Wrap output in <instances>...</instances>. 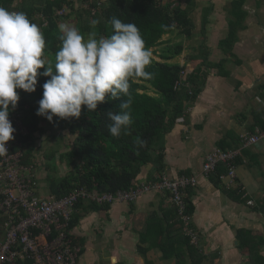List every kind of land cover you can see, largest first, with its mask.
Masks as SVG:
<instances>
[{"label":"crops","instance_id":"crops-1","mask_svg":"<svg viewBox=\"0 0 264 264\" xmlns=\"http://www.w3.org/2000/svg\"><path fill=\"white\" fill-rule=\"evenodd\" d=\"M235 1L174 0L173 6L191 8L193 33L188 37L176 28L164 34L161 43L152 48L151 57L185 66L189 72L204 56L219 63L225 57L220 43L229 33ZM35 2L13 0L12 5L30 7ZM243 9L246 17L234 54L222 66L210 68L201 93L189 109L188 120L179 118L164 137V173L172 178L183 174L198 177V183L191 187L195 205L192 226L200 233L198 247L206 255L203 264H245L248 255L239 232L248 230L264 237V135L257 144L240 145L242 153L232 187H227L229 176L216 183L212 174L202 172L207 153L220 143L226 142L227 149L240 148L244 135L264 132L256 125V112L264 114V0H244ZM40 14L36 16L42 17ZM178 43L184 46L182 52L164 59L166 48ZM198 50H206L200 61L193 58ZM151 169L152 164L144 166L138 181L151 180ZM41 171L37 175L45 189L42 178L46 176ZM173 205L169 193L151 191L135 202L115 201L109 207L88 211L71 231L84 249L80 264H106L104 252H108L110 264H145L139 252L141 238L152 229L158 230L162 223L169 231L176 230ZM146 257L155 264H176L175 258L162 257L159 248L149 249Z\"/></svg>","mask_w":264,"mask_h":264},{"label":"trees","instance_id":"trees-1","mask_svg":"<svg viewBox=\"0 0 264 264\" xmlns=\"http://www.w3.org/2000/svg\"><path fill=\"white\" fill-rule=\"evenodd\" d=\"M36 2L30 7H14L13 0H0V7L9 11L13 9L22 11L26 13L31 22L40 26L45 38L44 58L53 64L55 54L60 48L58 37L61 33L58 25L63 23L64 18L70 19L74 16L75 26L85 38L90 32H95L97 38L110 36L113 33L110 23L113 16L121 19L122 22L134 23L142 35L145 47L151 54L152 48L161 43L164 34L178 28L190 37L194 29V22L190 16L191 8L183 7L181 4L173 6L174 0H36ZM243 3L244 0H236L233 3V19L230 21L229 33L220 43L225 57L219 63L212 62L204 56L198 67L189 72L185 66L155 61L151 57L146 71L152 73V77L150 79L130 78L132 123L127 131L122 130L118 137L109 133L107 125L110 121L106 113L108 111L118 112L119 104L128 97L122 95L116 100L106 97L104 102L98 103L95 111L90 112L86 106H82L79 118L61 119L54 116L53 121L49 122L45 117L36 113L39 107L38 101L42 98V85L50 77L38 76L36 90L33 92L18 89L20 99L17 105L29 131L28 134L21 136L24 142L23 160L25 163L33 164L38 169L35 143L43 136L64 138L66 135L64 133L67 131L69 137L73 138L66 143L71 147L67 146L68 149L63 151L59 158L66 161L72 168L62 176L55 173L47 174L49 193L62 197L80 187L101 193L130 189L138 182L143 167L148 164H152L151 179L155 180L163 174L165 169L164 137L174 128L179 118L184 117L188 120L189 109L201 93L210 68L222 66L227 61V57L234 54L233 48L238 38V31L244 27L246 17ZM64 7L68 8L66 9V11L69 10L68 14H65L66 12L63 15L58 14V11ZM38 12H41L43 17H37ZM93 20L99 23L92 25ZM45 22L46 25H44ZM183 48L181 43L170 45L166 48V56L162 55V57L169 59L182 52ZM193 58L200 61L201 53L193 55ZM183 70H186L185 76H181ZM39 71L43 72L44 69ZM11 115L10 110L9 116ZM256 118V125L264 130V114L256 112ZM49 130L53 132L48 134ZM137 137L144 141L143 146L136 143ZM225 144L226 142H222L219 147L227 149ZM242 144L240 139L239 147ZM55 155V152H51L47 157L53 161L56 158ZM239 158L240 156L237 157L236 163ZM54 162L57 168V160ZM228 170L227 165L221 163L211 177L216 183H220L222 175L227 174ZM185 201L187 213L193 216L195 205L191 188L187 189ZM107 206L109 207L110 204L81 200L75 206L70 221V230L88 211ZM171 210L175 216L173 224L175 223L176 230L171 232L168 226L162 223L158 230L152 229L141 238L139 252L145 257V264H155L146 257V253L152 248L161 249L164 258H175L176 264H203L206 255L202 254L200 248L184 234L183 221L177 206L173 205ZM4 221L5 218L0 213V242L5 230ZM238 236L241 239L243 250L248 255L245 264H264V237L248 230L240 231ZM73 240L75 244L81 245L79 239L73 238ZM83 253L82 247L80 255L82 256ZM20 263L30 264L31 260L27 259Z\"/></svg>","mask_w":264,"mask_h":264},{"label":"clouds","instance_id":"clouds-1","mask_svg":"<svg viewBox=\"0 0 264 264\" xmlns=\"http://www.w3.org/2000/svg\"><path fill=\"white\" fill-rule=\"evenodd\" d=\"M110 23L113 33L99 38L95 32L85 38L76 26L59 24L60 48L53 64L44 58L45 38L40 26L22 11L0 7V156L8 153L6 142L14 138L9 112L10 105L14 110L20 99L17 90L35 91L40 75L50 79L42 85L37 115L49 122L54 116L79 118L82 106L92 112L106 97L116 100L123 95L128 98L119 104L120 110L106 113L110 121L107 128L114 137L127 131L132 123L129 80L152 77L146 71L151 52L134 23L115 16ZM136 143L143 146L144 141L137 137Z\"/></svg>","mask_w":264,"mask_h":264},{"label":"built area","instance_id":"built-area-1","mask_svg":"<svg viewBox=\"0 0 264 264\" xmlns=\"http://www.w3.org/2000/svg\"><path fill=\"white\" fill-rule=\"evenodd\" d=\"M66 9H60L58 14L63 15ZM185 73L186 70H183L181 76H185ZM10 110L12 115L9 119L15 129L14 138L6 142L8 153L0 156V213L5 218V230L0 242V264H24L20 262L27 259L31 260L30 264H80L82 247L74 243L69 228L76 204L81 200L99 204L135 202L151 191L169 193L183 221L184 234L193 244L199 245L200 233L192 226V216L186 211L185 201L187 189L198 183L197 175L183 174L172 178L163 173L155 180L138 181L130 189L117 192L101 193L80 187L62 197L44 193L37 175L38 169L23 160L25 152L21 136L29 131L22 112L18 105L14 110L10 105ZM263 135L264 132L258 130L257 133L244 135L242 142L246 145L257 144ZM241 153V147H214L206 155L203 174L210 176L224 163L229 170L222 178L229 176L231 182L227 187H232L236 180L235 161Z\"/></svg>","mask_w":264,"mask_h":264},{"label":"rangeland","instance_id":"rangeland-1","mask_svg":"<svg viewBox=\"0 0 264 264\" xmlns=\"http://www.w3.org/2000/svg\"><path fill=\"white\" fill-rule=\"evenodd\" d=\"M68 12H69V10H67L65 14H68ZM63 23H67L69 25L75 26L76 22H75V19L73 16L70 19L64 18ZM204 51L198 50L197 52L198 53H204ZM151 93H153V92H151ZM52 132H53L52 130H49L48 134H51ZM65 132L66 133H64V134H66L65 135L66 137L64 136V138L58 137L56 139L53 137L43 136L42 139L41 138L38 139L37 142L35 143L36 162H38V170H42L41 174L44 175L43 177L47 176V174H49V173H55L56 175H59V176L66 175L70 171V169L72 168L71 166H69L67 164L66 161H62L61 159H59L61 153L71 147L68 144H66V143H68L67 141L73 139L72 136L69 137V134L67 131H65ZM57 133H59V132H57ZM67 146H68V148H67ZM51 152H55V154H56L55 155L56 158L54 160H57V164H58L57 168L55 167L54 160L53 161L49 160L47 157V155ZM54 167H55V169H54ZM228 180H229V178H227V180H225V181H228ZM42 181L44 183H46L44 186L45 189H43V192L48 193V191H49V189L47 187L48 179L42 178ZM104 253L105 254H102V258H104V263L110 264L109 260H107V258H106V257H108V252H104ZM84 258H85V256H84Z\"/></svg>","mask_w":264,"mask_h":264}]
</instances>
